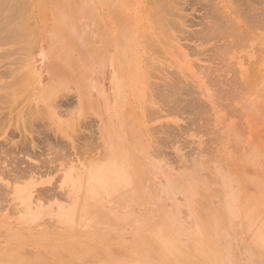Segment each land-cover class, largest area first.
I'll return each mask as SVG.
<instances>
[{
  "label": "rangeland",
  "instance_id": "374dc122",
  "mask_svg": "<svg viewBox=\"0 0 264 264\" xmlns=\"http://www.w3.org/2000/svg\"><path fill=\"white\" fill-rule=\"evenodd\" d=\"M2 1L0 264H264V0Z\"/></svg>",
  "mask_w": 264,
  "mask_h": 264
},
{
  "label": "bare ground",
  "instance_id": "6f19581e",
  "mask_svg": "<svg viewBox=\"0 0 264 264\" xmlns=\"http://www.w3.org/2000/svg\"><path fill=\"white\" fill-rule=\"evenodd\" d=\"M4 1V0H3ZM2 1V2H3ZM12 1V0H11ZM19 1V0H18ZM20 1H22V0H20ZM10 2V1H9ZM8 3V2H7ZM11 3V2H10ZM167 4V3H166ZM8 5V4H7ZM252 5V4H251ZM2 6H3V4H2ZM249 10H251V9H248V11ZM19 13H20V11H19ZM18 13V14H19ZM24 13V12H23ZM256 14V13H255ZM17 16V15H16ZM249 16V15H248ZM216 18V17H215ZM253 18V17H252ZM18 20V19H17ZM218 20V19H217ZM18 21H20V20H18ZM222 21V20H221ZM4 26V25H3ZM7 26V25H6ZM5 26V27H6ZM15 26H16V24H15ZM2 27V26H1ZM9 27V26H8ZM17 27V26H16ZM20 27V26H19ZM4 28V27H3ZM23 28V27H22ZM2 29V28H1ZM12 29H14V28H12ZM24 29V28H23ZM220 29V28H219ZM6 30H7V28H6ZM14 31V30H13ZM19 31V30H18ZM20 31H21V29H20ZM218 31V30H217ZM224 31V30H223ZM8 33H11V35H13V33L12 32H8ZM8 33H7V36H8ZM17 33V32H16ZM23 34V33H22ZM25 34V33H24ZM17 35V34H16ZM20 36V35H19ZM8 37H10V36H8ZM17 36H15V38H13V39H15V40H17L18 38H16ZM14 40V41H15ZM18 41V40H17ZM173 87V86H172ZM173 89V88H172ZM168 92V91H167ZM180 92V91H179ZM177 94H178V92H177ZM164 96V95H163ZM164 98V97H163ZM130 125V124H129ZM133 126V125H132ZM134 129V128H133ZM137 129V128H136ZM141 131V130H140ZM131 132H132V128H131ZM135 133V132H134ZM136 134V133H135ZM134 136V135H133ZM133 139H135V138H133ZM118 142V141H117ZM121 144V143H120ZM28 254V253H27ZM37 255V254H36ZM103 256V255H102ZM109 260V259H108Z\"/></svg>",
  "mask_w": 264,
  "mask_h": 264
}]
</instances>
